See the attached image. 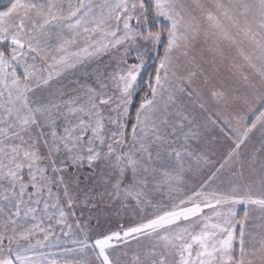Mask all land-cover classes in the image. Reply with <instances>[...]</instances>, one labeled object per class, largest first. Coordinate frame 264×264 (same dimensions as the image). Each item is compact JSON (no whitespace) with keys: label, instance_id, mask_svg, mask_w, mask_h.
Listing matches in <instances>:
<instances>
[{"label":"snow or ice","instance_id":"6c2138e0","mask_svg":"<svg viewBox=\"0 0 264 264\" xmlns=\"http://www.w3.org/2000/svg\"><path fill=\"white\" fill-rule=\"evenodd\" d=\"M212 7V34L250 46L246 55L240 48L254 73L244 79L262 107L250 124L247 115L233 117L245 126L191 194L183 187L189 161L197 171L201 161L213 163L191 149L202 133L182 104L196 94V73L182 69L195 62L199 0H12L0 10V264H121L115 248L141 239L148 243L131 264H252L257 256L264 264V232L257 240L247 225L248 206L264 214V196L238 195L239 183L210 186L228 167L245 189H264V138L241 152L258 126L264 137V0H213ZM161 44L145 78L149 53ZM211 97L225 108L248 103L220 90ZM110 211L134 222L93 237ZM61 237L75 247L38 251Z\"/></svg>","mask_w":264,"mask_h":264},{"label":"rangeland","instance_id":"374dc122","mask_svg":"<svg viewBox=\"0 0 264 264\" xmlns=\"http://www.w3.org/2000/svg\"><path fill=\"white\" fill-rule=\"evenodd\" d=\"M187 4H192L193 0H184ZM200 3L204 5V12L201 13L199 10L197 11V15L199 18V29L200 32L204 33L205 31L209 32V36L207 39V43L210 44L209 49H206V46H203V49L207 50V54H209L213 58V66L212 70L217 69V72H214L211 76L207 77L206 81H203L199 84V88L201 89V96L203 97V100L205 103H207L210 107V109H216L220 110L221 113H223L225 118H228L230 121H236L233 117L236 114H241L240 109L242 108H249L253 106H257L256 103L258 102L257 96L254 95L249 85L245 82L244 77L248 76L250 79L253 78L254 73L252 72V69L248 66V62L244 59V56L241 55L240 48H243L244 54H248V52L251 50L250 46L245 42L244 44L240 45L239 47L237 45L232 44L230 41L225 40L221 37H217L216 35H213L212 33L216 32V29L212 27V22L208 21L206 19V13L208 11H214L212 5L213 0H199ZM5 10V9H4ZM160 23L162 25H166L167 22L164 21L162 18L160 19ZM153 30H156V26L153 27ZM234 34V33H233ZM204 38V35H203ZM221 38V39H220ZM236 39L242 40V37H236ZM164 42L166 43V34L164 37ZM202 42H204L202 40ZM160 52L159 57L155 60V57L158 56V52H150L147 65L149 66L148 69L143 73L144 77L146 78L149 71H153V65L159 62L160 56L163 55V49L164 45L161 44L158 46ZM217 48H220L218 50ZM190 55L192 56V49L190 50ZM181 59L184 61V58L181 57ZM136 62L134 59L129 58V63ZM192 64H190L191 66ZM141 84H143V81H141ZM213 90H220L226 92V94L229 97H238L243 98L247 97L248 103H243L242 99L240 100H234L227 108L223 106L222 102H217L211 97V91ZM144 91H148L146 88L141 91V95H143ZM137 102H139V97H137ZM184 103H187L188 105H192V97L189 98L187 95H184L182 97V104L183 107ZM186 110V108H184ZM189 109V108H188ZM192 109V108H190ZM135 112V109L133 110V113ZM188 112V111H187ZM192 112V110H189V113ZM192 114V113H190ZM252 117H248L247 122ZM198 120V119H197ZM242 122V121H240ZM242 124H245L243 121ZM213 127V126H212ZM214 130H209L206 132V136H204L202 133V136L199 140H194L196 145H192V140L189 141V144L191 145V149L195 151L205 152L208 155V158L210 161H212V164L205 165L203 161L200 162V167L197 169V163H192L191 167L193 168L192 174L191 171L186 173V176H191L192 178H186V184L184 186L192 185V188L200 186V184L203 183V181L208 180L203 177H199L198 175L205 174V172H208V170H211L215 168V166L219 167L220 162L224 159V157L227 154V151L230 147L234 146L233 141L234 140H228L225 136V133L220 130V128L216 127V125L213 127ZM225 136V137H224ZM262 133L259 126L253 130L249 134V138L247 139L245 145L242 147L241 152L242 153H248L251 152L253 149L259 148L262 140ZM187 167V165H186ZM225 170V172L223 171ZM216 177L210 181L211 187H219V188H231L234 184L239 183L241 187L239 190H241V194H238L240 196H245L247 194H251L254 197L258 196H264V189H261L259 184H254L250 187V189H245L243 187L245 181L239 180L238 174L237 176H233L232 173L235 171V169L232 168H224L222 169ZM207 187V186H206ZM193 191V190H192ZM239 192V191H238ZM183 198V197H181ZM250 209L249 219L247 221L248 225V231L256 236V239H259L260 233L264 232V214L261 213V211L258 208H255L254 206H248ZM244 209L245 207L242 206V204L236 206V210L238 212V218H243L244 216ZM226 210V209H225ZM205 214L207 213V210L205 211ZM258 217V218H257ZM140 219V216L137 215L135 222H138ZM96 221V219H93ZM99 221H101V232L106 233L105 231L109 232V230L112 231V225H115V229L119 230L121 226H128L130 223L134 222L132 217L128 215H116L114 212L110 211L107 216H101L99 218ZM114 229V228H113ZM115 230V231H116ZM57 232H59V229H56ZM110 231V232H111ZM238 228L236 230L238 235ZM40 239L43 237L40 236ZM64 239L63 237L60 238V240ZM251 239V237H249ZM55 241V240H54ZM148 243L146 239H141L139 244L136 242H130L127 246V248L123 246H118L115 248L113 253L115 252V258L120 257L121 264H125L126 262L130 261V256H134L137 252V250L140 248L141 245ZM256 247H259L257 244ZM237 254L239 253V245L236 243L235 245ZM128 253L127 259L126 256L123 255L124 253ZM252 264H261V260L257 256L256 258H251Z\"/></svg>","mask_w":264,"mask_h":264},{"label":"crops","instance_id":"0c3cea01","mask_svg":"<svg viewBox=\"0 0 264 264\" xmlns=\"http://www.w3.org/2000/svg\"><path fill=\"white\" fill-rule=\"evenodd\" d=\"M203 32L201 33V35L193 42L194 47L192 48V56L195 57V62L190 66V64H187L183 69L182 72L186 74L187 71H194L196 73L195 77L193 78V87L196 89V94H194L192 96V105L190 107V105H188L187 103H184V108H186V111L189 112V110H192V115L195 116L196 118V123L200 125V130L202 131V133H204L203 135L206 136V132H208L209 130H214V126L216 125V127L220 128V130H222L225 133V136L227 137V139L230 140H234L235 136H236V132L235 129L237 127H240L241 130L243 129V127L245 126V124H242V122H240V124L238 125L236 121H230L228 118H225L223 113H221L220 110H216V109H210L209 105L207 103H205V101L203 100V97L201 96V89L199 88V84L203 81L207 80L208 76H211L214 72H217L218 70H212V66H213V58L207 54V50L203 49V46H206V49H209L210 44L207 43V40L205 38H203ZM221 39V38H220ZM202 40L204 42H202ZM218 50H220V48H217ZM181 62H183V60L181 59ZM219 72V71H218ZM200 103H204L205 104V109H201L199 107ZM257 106H251L249 108H242L240 109V112L242 115H247V117H252L251 119H249V121L247 122V124H250L252 120L255 119L256 115H258V112L260 110V108L262 107V105L260 103H256ZM189 108V109H188ZM192 108V109H190ZM252 109L251 111H249V109ZM198 119V120H197ZM215 120L216 123L212 124L211 121ZM213 126V127H212ZM224 136V137H225ZM192 145H196L195 141L192 140ZM223 161V160H222ZM195 160H190L189 163L195 164ZM218 168V166H215V168L208 170V172H205V174L198 175L199 177H203L205 179H208L209 176L212 175L213 172H216V169ZM193 169V168H192ZM227 169V167H226ZM193 171V170H192ZM192 171L190 174H192ZM223 171V170H222ZM225 172V170L223 171ZM192 178L191 176H186V178ZM185 191L188 194H191L192 190L195 191L197 189H199L200 186L192 188V185H188V186H183ZM219 190L221 191H227L229 188H219L217 187ZM205 190H208V187H206ZM241 190H239V192L237 194H241L240 193ZM242 206H244L242 204ZM245 207V206H244ZM258 218V217H257ZM101 221H99L98 227L94 228V231L91 233V235L93 237H95L97 232H101L100 227H101ZM92 224L95 226L97 225V221L93 220ZM114 228V229H113ZM115 225H112V231H115ZM111 230H109L110 232ZM106 233H108L107 231H105ZM69 241L71 240V237L68 238ZM63 247H68V248H73L75 247V245H72L70 242L65 243V238L62 240H55L53 241V244L50 247H44V248H39L38 251H42L45 253H58L60 248ZM89 255L94 256V253H89ZM113 258L115 259V252L112 253ZM128 253L126 255V259L128 257ZM63 256H66L68 259H73V258H79V256H76L75 254H68L65 253L63 254ZM132 256H130V261L126 262L125 264H131L132 261ZM54 258H62L61 256H57ZM252 258V257H251Z\"/></svg>","mask_w":264,"mask_h":264},{"label":"trees","instance_id":"16d2710c","mask_svg":"<svg viewBox=\"0 0 264 264\" xmlns=\"http://www.w3.org/2000/svg\"><path fill=\"white\" fill-rule=\"evenodd\" d=\"M12 2V0H0V10H4V9H6L8 6H10V3ZM158 50H159V48H158ZM160 51V50H159ZM159 54H160V52H158V56H156L155 57V60L159 57ZM147 67V69H148V65L146 66ZM144 76V75H143ZM138 103V102H137ZM135 108H133L132 109V112H133V110H134Z\"/></svg>","mask_w":264,"mask_h":264}]
</instances>
